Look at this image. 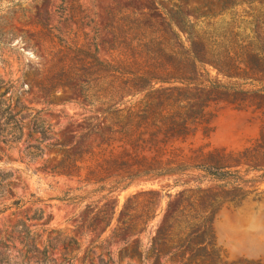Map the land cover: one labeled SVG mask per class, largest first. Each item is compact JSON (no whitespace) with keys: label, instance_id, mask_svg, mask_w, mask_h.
<instances>
[{"label":"rangeland","instance_id":"374dc122","mask_svg":"<svg viewBox=\"0 0 264 264\" xmlns=\"http://www.w3.org/2000/svg\"><path fill=\"white\" fill-rule=\"evenodd\" d=\"M143 10L159 22H171L186 45V29L195 26L206 38L235 37L264 52V0H0V77L13 84L5 97L30 108L23 114L42 111L55 136L44 144L45 154L30 161L22 152L37 144L40 134L31 130L27 118L21 142L0 146V168L14 173L9 180L12 195L0 197L2 252L14 245L21 248L8 236L24 220L40 246L59 235L78 242L51 249L59 262L67 258V264L98 263L100 258L121 264H264L262 95L219 94L211 108L212 131L207 136L200 130L193 139L196 147L210 143L211 149L232 155V166L222 179L189 169L183 175L92 184L52 172L64 154L82 142L91 115L78 78L57 82L62 66H55L58 53L67 45L72 49L60 55L68 56L67 68L86 67L88 54L94 53L103 62L113 61L121 50L119 42L140 37L143 24L150 25L139 16ZM150 26L152 34H162L160 25ZM200 74L239 90L262 85L231 78L211 65L202 66ZM94 138L87 137L84 144ZM198 185L203 192L183 194ZM145 191L157 199L156 214L133 234L122 227V209L133 195ZM67 192L76 199L66 197ZM15 200L22 205H14ZM37 207L44 208V218H32Z\"/></svg>","mask_w":264,"mask_h":264},{"label":"trees","instance_id":"16d2710c","mask_svg":"<svg viewBox=\"0 0 264 264\" xmlns=\"http://www.w3.org/2000/svg\"><path fill=\"white\" fill-rule=\"evenodd\" d=\"M139 16L150 25H160L162 34L155 36L148 30L153 26L143 24L145 32L140 37L119 42L120 56L113 61L103 62L94 53L88 54L86 67L69 65L67 68L68 56L60 55L70 47L67 45L58 53L59 63L55 66H62L57 82L78 78L79 89L88 105L85 109L91 115L86 119L82 142L70 154L65 153L52 172L92 184L112 178L111 182L130 183L137 178L183 175L189 169L203 171L204 177L222 179L226 168L232 166V155L211 149L210 143L196 147L193 139L200 130L207 136L212 131L211 108L217 103L219 94L234 91L264 96V52L255 48L251 41L235 37L220 39L213 35L206 38L194 30L195 26L193 30L186 29L190 41L186 45L171 22L163 19L159 22L144 10ZM204 65H211L231 78L262 85L248 91L203 79L200 69ZM4 86L5 91L0 92V146L10 147L21 142L25 119L30 118L31 130L40 137L37 144H29L22 153L35 161L45 154L44 144L55 139L54 127L42 116V111L23 114L30 108L19 100L13 105L11 99L5 97L13 84L0 77V89ZM92 135L95 138L85 145V139ZM259 140L264 146V132ZM50 145L68 147L65 143ZM13 175L12 171L0 168V197L12 195L9 180ZM197 181L203 184L201 178ZM112 188L110 186L108 194L112 193ZM203 191L198 185L196 189L184 190L183 194L196 195ZM65 196L76 199L68 192ZM13 203L19 207L22 200ZM156 204L157 199L151 191L133 195L122 209V227L130 232L138 228L155 216ZM44 215V208L37 207L32 218L42 219ZM8 237L19 241L21 248L14 245L11 251L9 248L2 252L0 247V264H67V258L59 262L51 249L78 245L76 240L59 235L48 238L40 246L24 220L15 224ZM90 264L121 263L100 258L98 263Z\"/></svg>","mask_w":264,"mask_h":264}]
</instances>
